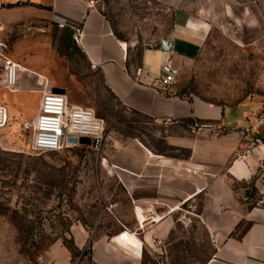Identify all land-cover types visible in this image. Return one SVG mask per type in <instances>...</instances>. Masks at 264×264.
I'll return each mask as SVG.
<instances>
[{"label":"rangeland","instance_id":"374dc122","mask_svg":"<svg viewBox=\"0 0 264 264\" xmlns=\"http://www.w3.org/2000/svg\"><path fill=\"white\" fill-rule=\"evenodd\" d=\"M93 2L137 59L144 50L160 47L172 32L173 8L163 2ZM5 3L0 0V105L7 107L9 116L0 128V264H96L92 248L97 239L121 231L122 238L130 235L127 229L136 226L137 216L113 166L117 145L140 141L146 149L175 159L190 157L192 149L185 145L189 141H201L198 156L209 148L215 154L233 146L225 168L245 160L251 148H264V45L240 47L215 31L201 55L181 68L177 93L253 108L245 128L195 131L126 110L105 89L73 33L52 21L50 8ZM12 61L42 74L54 88L64 90L72 103L93 109L105 123L102 149L82 144L60 152H32L30 124L40 101L39 86L36 75L19 72L18 90H24L22 80L26 79L25 87L33 84L36 93L5 89ZM261 175L259 169L256 179ZM232 186L247 209L264 202L255 178L232 182ZM202 202L198 196L175 214L172 231L146 253L145 263L217 264L212 262L214 237L201 219ZM155 217L144 213L140 220H161ZM79 232L85 236L81 247L76 238Z\"/></svg>","mask_w":264,"mask_h":264},{"label":"crops","instance_id":"0c3cea01","mask_svg":"<svg viewBox=\"0 0 264 264\" xmlns=\"http://www.w3.org/2000/svg\"><path fill=\"white\" fill-rule=\"evenodd\" d=\"M157 1L173 8L172 32L160 47L144 50L139 59L129 45L115 36L110 21L93 0H6V3L50 8L52 21L71 31L74 40L77 37V45L99 71L105 89L126 110L156 123L195 131L245 128L253 108L229 107L196 95H181L176 92V80L167 89L160 80L164 65H170L177 77L186 63L201 55L215 31L240 47L264 45V0ZM12 64L26 76L36 75V82L49 84L42 74L17 62ZM25 80L23 91L10 92L36 93L33 84L31 88L25 87ZM200 143L198 140L185 144L192 149L188 159H175L148 148L153 154L140 141L117 145L113 166L133 203L135 219L137 216L140 223H146L140 220L145 213L148 218L159 215L161 220L149 219L142 226L136 219V226L127 229L128 237L122 238L121 231L119 235L97 239L92 248L96 264H147L146 253L156 249L157 240L170 234L175 214L198 196L203 197L201 219L215 240L212 262L264 264V202L247 209L232 186V182L255 178V186L264 198V148L258 147L257 154L238 159L225 168L233 146L215 154L209 148L198 156ZM259 169L262 175L256 179ZM76 238L83 246L84 234L79 232Z\"/></svg>","mask_w":264,"mask_h":264},{"label":"built area","instance_id":"2783aa9c","mask_svg":"<svg viewBox=\"0 0 264 264\" xmlns=\"http://www.w3.org/2000/svg\"><path fill=\"white\" fill-rule=\"evenodd\" d=\"M75 40L78 41L76 36ZM13 65L8 64L10 76L6 75L4 80V88L9 91L17 90L19 86V71L14 70L12 75ZM162 73L160 83L167 89L175 83L176 72L170 65H164ZM38 86L40 101L30 124L31 151L60 152L82 145L80 141L83 138L90 140L89 145L94 150H101L106 140L104 120L93 109L72 104L65 92L56 91L52 85L42 81ZM8 116L7 107L0 105V128L7 124ZM257 149L253 147L248 150L244 158L257 154Z\"/></svg>","mask_w":264,"mask_h":264},{"label":"bare ground","instance_id":"6f19581e","mask_svg":"<svg viewBox=\"0 0 264 264\" xmlns=\"http://www.w3.org/2000/svg\"><path fill=\"white\" fill-rule=\"evenodd\" d=\"M10 64H12V63H10ZM15 68H16V69H15ZM17 69H18V68H17L15 65H13V67H12V75H13V71H14V70L17 71ZM7 70H8L7 75L10 76V73H9L10 67H8ZM155 219H156V220H159V219H161V217H160L159 215H156Z\"/></svg>","mask_w":264,"mask_h":264},{"label":"water","instance_id":"95a60500","mask_svg":"<svg viewBox=\"0 0 264 264\" xmlns=\"http://www.w3.org/2000/svg\"><path fill=\"white\" fill-rule=\"evenodd\" d=\"M165 42H166V41H165ZM56 91L64 92V90H62V89H56ZM80 142H81L82 144H87V145L90 144V140L87 139V138H83V139H81Z\"/></svg>","mask_w":264,"mask_h":264},{"label":"trees","instance_id":"16d2710c","mask_svg":"<svg viewBox=\"0 0 264 264\" xmlns=\"http://www.w3.org/2000/svg\"><path fill=\"white\" fill-rule=\"evenodd\" d=\"M71 32V31H70ZM70 35H72V33L70 34ZM70 149V148H69Z\"/></svg>","mask_w":264,"mask_h":264}]
</instances>
